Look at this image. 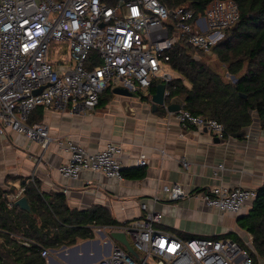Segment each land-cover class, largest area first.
<instances>
[{"label":"built area","instance_id":"1","mask_svg":"<svg viewBox=\"0 0 264 264\" xmlns=\"http://www.w3.org/2000/svg\"><path fill=\"white\" fill-rule=\"evenodd\" d=\"M239 19L234 0H215L198 16L186 6L170 11L159 0H0V136L11 130L45 149L56 144L70 155L58 168L67 179L77 180L83 171H92L122 182L121 146L109 144L91 153L73 141L52 137L44 123L30 124L31 113L44 107L79 115L96 109L109 87L137 94L158 81L168 84L176 78L169 61L178 43L184 40L210 54ZM53 44L67 45L75 65L52 64ZM94 52L100 63L93 66ZM178 104L181 110L171 114L183 129L193 126L225 139L220 122L193 115L182 101ZM147 163L142 154L138 166ZM163 192L171 201L188 195L179 184L165 186ZM20 195L9 197L10 207ZM257 197L253 188L214 187L203 200L219 213L236 215ZM141 208L144 218L95 228V234H105L104 243L112 246L109 256L97 264H253L250 234L249 250L231 239H179L155 227L162 221L161 213L150 211L147 203ZM113 232L124 233L138 257L115 241ZM13 237L24 246L32 244L22 236ZM50 255L51 250H42L44 259Z\"/></svg>","mask_w":264,"mask_h":264},{"label":"crops","instance_id":"2","mask_svg":"<svg viewBox=\"0 0 264 264\" xmlns=\"http://www.w3.org/2000/svg\"><path fill=\"white\" fill-rule=\"evenodd\" d=\"M115 89L110 87L101 94L96 109L79 115L44 107L32 114L35 123L48 125L52 137L73 141L91 153L103 151L109 144L121 146L124 181L92 171H83L77 180L67 179L58 171L70 159L67 152L56 144L45 149L7 130L0 136V189L11 193L4 198L26 197L25 184L38 181L41 194H64L68 205L79 210L104 206L119 224L144 218L141 205L147 203L150 211L163 215L155 227L176 238L232 234L246 244L249 233L239 227L238 218L248 215L252 206L236 215L223 214L207 207L203 195L214 187L264 188V130L259 120L254 119L245 136L220 140L193 126L183 129L168 112V105L165 109L158 106L154 112L157 88L154 92L142 90L138 98L116 95ZM178 102L173 98L169 104ZM127 106L134 113L127 114ZM142 154L147 156L145 167L138 166ZM173 184L186 190L187 197L169 200L163 187ZM105 237L96 234L94 239L51 250L47 264H97L112 249L104 243Z\"/></svg>","mask_w":264,"mask_h":264},{"label":"trees","instance_id":"3","mask_svg":"<svg viewBox=\"0 0 264 264\" xmlns=\"http://www.w3.org/2000/svg\"><path fill=\"white\" fill-rule=\"evenodd\" d=\"M159 1L170 11L186 6L198 16L204 14L207 6L215 0ZM234 1L239 5L240 19L225 30L211 51L224 67L222 71L201 55L198 58L196 54L206 53L183 40L170 53L169 65L177 76L164 84L169 92L166 105L169 106L170 100L175 98L184 102V109L193 115L220 122L225 128V140L233 134L243 133L245 136L255 118L264 130V0ZM91 58L93 66L100 63L98 57L92 55ZM226 73L234 81L228 80ZM160 84L163 83L153 85L151 90L154 92ZM101 100L100 97L99 104ZM35 122L31 113L29 123ZM123 173L125 175L124 170ZM10 193L0 189V264H47L42 257L43 249L71 247L80 240L94 239L95 228L123 225L104 206L79 210L68 205L64 194H41L38 181L25 184L24 195L32 213L15 205L10 207L8 199L4 198V194ZM251 206L248 215L238 218V225L252 236V250L240 237L233 239L232 234L187 236L185 240L231 239L249 250L253 264L264 262V188L258 189V197ZM13 236H22L32 244L24 246Z\"/></svg>","mask_w":264,"mask_h":264},{"label":"water","instance_id":"4","mask_svg":"<svg viewBox=\"0 0 264 264\" xmlns=\"http://www.w3.org/2000/svg\"><path fill=\"white\" fill-rule=\"evenodd\" d=\"M165 85L164 84H160L157 86V94L153 96V109H154V112L158 110V106H163L165 107L166 105V102H165V92H166V89H165ZM41 91L38 90L35 92V94H38L39 92ZM114 94L116 95H120V96H123V97H127V98H138V95L136 93H133V92H130L129 90L125 89V88H122V87H119V88H116L114 90ZM242 97L246 98L245 95H241ZM125 108V111L127 114H131V113H134L131 109V107H124ZM167 110L168 112L170 113H176V112H179L181 110V106L180 104H170L168 107H167ZM243 133H239V134H233L232 137L233 138H241L243 137ZM15 206L17 207H20L21 209L29 212V213H32V209L29 205V202L27 200L26 197H21L20 199H18L15 203H14ZM112 238L121 243L124 247H126V249L135 257H138V254L137 252L132 248L129 240L127 239L126 235L122 232H113L112 233Z\"/></svg>","mask_w":264,"mask_h":264},{"label":"rangeland","instance_id":"5","mask_svg":"<svg viewBox=\"0 0 264 264\" xmlns=\"http://www.w3.org/2000/svg\"><path fill=\"white\" fill-rule=\"evenodd\" d=\"M94 57H98V54L96 52L93 53ZM198 58H201V56L208 61L210 64H212L216 69L222 71V68H224L218 61L217 56L213 54L212 52L210 54H196ZM201 55V56H200ZM99 59V58H98ZM50 62L52 64H55L56 62H60L66 65H75L74 60L72 59V53L69 50L67 45L61 46V44H54V46L51 48V54H50ZM99 64V63H97ZM177 76V75H176ZM226 78L228 80L234 81V78L226 73ZM161 83V81H158ZM110 88V87H109ZM98 235V234H97ZM234 239L235 236H232ZM260 264H264L263 261L260 262Z\"/></svg>","mask_w":264,"mask_h":264}]
</instances>
